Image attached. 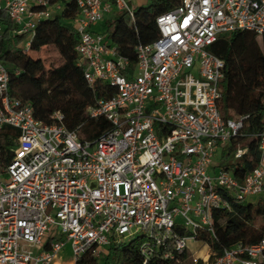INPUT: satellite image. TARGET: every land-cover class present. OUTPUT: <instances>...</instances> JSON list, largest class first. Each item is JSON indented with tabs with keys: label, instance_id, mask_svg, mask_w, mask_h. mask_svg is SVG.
<instances>
[{
	"label": "built area",
	"instance_id": "1",
	"mask_svg": "<svg viewBox=\"0 0 264 264\" xmlns=\"http://www.w3.org/2000/svg\"><path fill=\"white\" fill-rule=\"evenodd\" d=\"M74 1L75 52L83 76L109 84L115 94L86 109L109 128L88 141L70 130L60 112L45 124L29 103L10 95L9 74L0 63V128L18 131L5 172L0 173V264H54L70 244L75 263L101 247L142 240V264L152 257L185 264L181 258L198 232L213 234V211L264 194V129L258 161L247 173L236 163L248 152H230L249 115L223 119L219 111L224 62L208 48L232 31L264 35V0H180L156 20L158 37L135 46L136 64L118 55L108 35L92 26L113 8L133 20L126 0ZM61 4L49 0H0L27 49L37 24ZM232 157L231 170L214 163ZM237 171V174H236ZM52 226L57 238L49 237ZM189 228L191 231L189 232ZM176 229L184 235L178 236ZM203 244V243H202ZM208 247V246H207ZM188 255V264H264V235L238 242L213 261Z\"/></svg>",
	"mask_w": 264,
	"mask_h": 264
},
{
	"label": "trees",
	"instance_id": "2",
	"mask_svg": "<svg viewBox=\"0 0 264 264\" xmlns=\"http://www.w3.org/2000/svg\"><path fill=\"white\" fill-rule=\"evenodd\" d=\"M60 3V9L50 18L40 21L30 39L27 49L21 47L25 35L13 34V27L5 11H0V63L9 74L8 91L23 103L31 105L33 116L45 123L53 122L52 115L60 112L70 130L79 128L85 140L94 141L108 128L103 117L91 118L85 114L101 99H109L115 89L109 84L96 80L90 86L83 76V64L75 52L78 40L73 21L78 13L74 1L49 0ZM180 0H148L133 9V20L121 12L103 23L101 32L108 35L118 55L128 61L132 69L136 64L135 46L151 43L158 37L156 18L178 5ZM257 35L235 30L218 38L208 50L224 62L223 78L220 81L219 111L223 119H236L249 115L241 135L231 140L229 150L237 145L247 146V154L236 163L238 172L247 173L258 161L257 139L254 137L264 129V54L257 44ZM50 41L58 51L62 62L45 68V63L30 53L39 52L43 41ZM235 62L246 93L233 96L229 93L232 62ZM18 131L4 125L0 128V173L5 172ZM223 169L232 167L222 164ZM237 174V171H236ZM213 234L198 232L195 239L208 246L209 261L222 251L241 242L251 244L264 235V194L244 201L230 200L228 208L212 213ZM178 236L183 230L176 229ZM139 238L123 240L107 246L102 264H142ZM101 255V253H100ZM188 253L181 256L184 262ZM98 258L86 254L75 264H98ZM149 264H174L171 260L152 257Z\"/></svg>",
	"mask_w": 264,
	"mask_h": 264
},
{
	"label": "rangeland",
	"instance_id": "3",
	"mask_svg": "<svg viewBox=\"0 0 264 264\" xmlns=\"http://www.w3.org/2000/svg\"><path fill=\"white\" fill-rule=\"evenodd\" d=\"M126 3L130 8H135L136 6L139 5V3L146 5L148 3V0H126ZM119 13L121 12L113 8L110 13L106 14L103 17L102 23L111 19V17H114L115 15L117 16ZM92 29L98 31L100 30V25L95 24L92 26ZM257 44L262 54H264V35L257 37ZM30 54L34 58H39L43 60V62L45 63V68L54 67L62 62V59L58 51L53 46V44L48 40L42 42L41 49L39 52H31ZM247 91H248V88L243 84L239 76L237 65L233 61L232 67H231V79L229 83V93L233 96H239V95H242L243 93H246ZM232 161H233L232 157H222V152L220 149L217 150V153L215 154L213 158L214 163H220V164L229 165ZM230 169L233 170L231 167ZM190 231L191 229L189 228V232ZM48 235L50 238H57L58 237L57 227L52 226L51 229L49 230ZM62 240L64 241V246L62 250L58 253L57 257L55 258L54 264H75L72 261V255H71L69 242L66 241L64 237ZM125 240H128V239H125ZM106 249H107V246L101 247L102 251H101L100 259L97 260L98 264H102L101 263L102 257L104 256V252ZM187 251H188V255H195L197 257L202 258L207 253L208 247L205 244L189 240L187 242Z\"/></svg>",
	"mask_w": 264,
	"mask_h": 264
},
{
	"label": "crops",
	"instance_id": "4",
	"mask_svg": "<svg viewBox=\"0 0 264 264\" xmlns=\"http://www.w3.org/2000/svg\"><path fill=\"white\" fill-rule=\"evenodd\" d=\"M139 5H142V4H141V3H139ZM139 5H138V6H139ZM136 7H137V6H136ZM104 16H105V15H104ZM115 16H116V15H115ZM115 16H114V17H115ZM112 18H113V17H111V19H112ZM98 25H100V30H98V31H96V30H93V29H92V30H93L94 32H96V33H102V32H101V28H102V25H103L102 21H101V22H99V23H98ZM102 34H103V33H102Z\"/></svg>",
	"mask_w": 264,
	"mask_h": 264
}]
</instances>
